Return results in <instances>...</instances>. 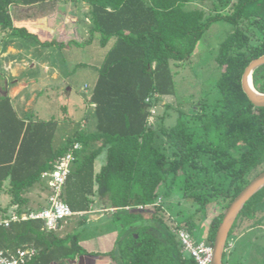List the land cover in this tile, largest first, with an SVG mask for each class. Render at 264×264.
<instances>
[{
	"label": "trees",
	"instance_id": "obj_1",
	"mask_svg": "<svg viewBox=\"0 0 264 264\" xmlns=\"http://www.w3.org/2000/svg\"><path fill=\"white\" fill-rule=\"evenodd\" d=\"M56 1L21 0L28 5ZM82 1L88 5L90 34L84 41L63 43L41 41L27 28L14 26L12 0H0L3 37L60 48L85 45L95 34L101 46L112 41L97 67L86 123L58 147L53 145L55 120L27 121L18 116L10 96L0 94V189L10 194V204L22 214L26 189L78 143L61 196L74 212L89 211L97 202L112 210L120 232L106 253L111 262L198 264L184 250L178 230L213 244L230 202L264 169V106H255L241 86L245 67L264 53V0H234L230 13L207 17L200 8L186 9L190 0ZM217 20L231 27L214 56L220 69L217 94L199 102L189 118L179 116L175 124L162 128L158 138L149 122L150 109L158 96L174 92L173 66L188 61L205 30ZM252 82L264 92V64L253 71ZM103 150L105 163L95 172V159ZM179 191L187 203L184 208L179 201L177 206L172 203ZM209 207L206 232L198 238L202 231H197L198 221ZM8 216V207L0 205V219ZM244 219L252 220L251 227L264 224V186L247 200L229 237ZM245 243L226 249L223 264L230 255L238 259ZM26 246L36 253L23 264H64L87 253L78 233L61 236L45 229L42 219L0 223L1 249L8 254Z\"/></svg>",
	"mask_w": 264,
	"mask_h": 264
},
{
	"label": "rangeland",
	"instance_id": "obj_2",
	"mask_svg": "<svg viewBox=\"0 0 264 264\" xmlns=\"http://www.w3.org/2000/svg\"><path fill=\"white\" fill-rule=\"evenodd\" d=\"M233 1L190 0L185 4V8H200L207 17L230 13ZM62 3H67L68 7L72 3H77L79 9L86 10L82 6V0H65ZM76 16L77 21L80 15L76 13ZM57 17L60 18L58 15ZM68 18L64 17L69 21ZM77 24H80L79 21ZM81 25L79 27L82 28ZM230 29V24L226 21L212 22L198 40L188 61L173 66L174 92L158 96L156 104L150 109L149 122L158 131V138L162 136V128L175 124L179 116L184 119L189 118L198 110L199 102L210 101L217 94L215 81L220 69L215 63L214 56L220 41ZM71 33L74 36L78 35L72 28ZM18 38L25 40L24 48L14 46L17 52L9 47L6 49L7 52H16V57L4 55L2 59L0 56V94L7 93L17 114L27 121L32 117L36 120H55L57 124L53 145L58 147L69 135L86 123V116L92 110L88 96L97 78V67L104 59L103 48L97 40V35L92 42L82 46L72 45L69 49H62L56 45H36L31 39ZM78 39L82 41L79 35ZM45 65L50 67L49 71L45 72ZM53 65H60V70L54 71ZM23 81L26 83L24 84ZM105 160L106 154L103 150L95 159L94 165L100 169ZM181 196L179 191L172 197V203L177 206L179 204L175 202L179 201L181 208H184L187 203ZM9 202L10 194L0 189V205L8 206ZM97 203L92 207L101 209ZM211 208L207 215L198 221L197 231L199 232L200 228L202 230L198 238L204 237L206 223L212 214ZM99 212H102V209ZM71 218L75 221L76 216L72 215ZM72 220L68 223L69 227H74L71 232L86 236L92 231L107 226L108 219L104 216L98 221L74 222V224ZM251 222V219L241 220L236 229H233L228 247L231 249L236 242L246 243L240 247V252L237 250L241 253L240 257L235 259L234 255H230L227 264H235L236 261L239 264H264V224L251 227ZM228 247L227 250H230Z\"/></svg>",
	"mask_w": 264,
	"mask_h": 264
},
{
	"label": "crops",
	"instance_id": "obj_3",
	"mask_svg": "<svg viewBox=\"0 0 264 264\" xmlns=\"http://www.w3.org/2000/svg\"><path fill=\"white\" fill-rule=\"evenodd\" d=\"M82 6L85 7L86 10H81V8L79 9L77 3H72V5L68 7L67 3L63 4L62 1L60 2L59 0H57L56 2H43L30 5L23 4L21 0H12V2L9 4V12L12 16L14 26H23L27 28L29 31L36 33L41 41L57 40L63 43H67L69 40L79 41L78 35L80 36L82 41H84L88 38L90 34V19L88 13V5L82 1ZM76 13L80 15L77 21ZM57 15L60 16V18H58ZM64 17H69V21L65 20ZM78 21L80 24H77ZM80 25L82 26V28L79 27ZM71 28L75 30L76 35L78 34L77 36H74L71 33ZM96 35L98 40V34H95L94 37ZM94 37L92 38V40L94 39ZM25 43V40H20L18 37L0 36V56H2V59L4 55H7L11 58V55L16 57L17 50L15 49V47L20 48V46H23L24 48ZM111 43L112 41H110L106 46L100 45L103 48L104 54L111 45ZM32 44L40 45L37 42H35V44ZM7 47H9L10 49H14L12 51L16 52H7ZM62 49H69V47ZM53 66L54 71L58 69L60 70V65ZM49 69L50 67L48 65H45V72L49 71ZM23 83L25 84L26 82L23 81ZM18 116L20 117V115ZM32 119L36 120V118L34 117H32ZM94 169L95 172L99 171V167H96V165H94ZM5 182L7 183V181ZM4 188H6V185L4 186ZM3 190L5 191V189ZM48 193V181L46 178H43L41 176L40 181H37L32 186L28 187L23 194L25 199V202L21 205L23 213L35 211L47 205ZM10 202L8 206L1 205L2 207H8L9 215L12 211H16V209L18 208L17 205H11ZM93 207L89 211H81L79 213L74 214L73 216H76L75 221L72 220L71 216L70 218L59 222V224L54 228V230L57 231L59 235L63 236L66 235L68 232H71L72 228H74L73 226H68V223L71 220L74 224V222L77 223L80 221H83L82 223H86V221H98L104 216H106L108 219L106 224L107 226H104L101 229H98L97 231H92L86 236L79 235V243L86 250L87 253L78 255L74 259H69L64 264H113L111 262L110 257L106 255V253L113 249L115 242L119 236V223L115 221L111 216L112 210L101 208L102 212H99V210L101 209H94ZM49 264L58 263L52 261Z\"/></svg>",
	"mask_w": 264,
	"mask_h": 264
},
{
	"label": "built area",
	"instance_id": "obj_4",
	"mask_svg": "<svg viewBox=\"0 0 264 264\" xmlns=\"http://www.w3.org/2000/svg\"><path fill=\"white\" fill-rule=\"evenodd\" d=\"M79 147L80 145L75 143L72 148L54 161L52 169L42 173L41 176L47 179L49 186L47 205L35 211L22 213L20 215L17 214L16 211H12L7 218L1 219L0 223L8 226L13 221L25 220L28 218L42 219L44 228L49 230L54 229L60 221L79 213L72 211L61 196L63 185L71 170L72 162L74 161L73 151ZM178 234L184 250L190 253L198 264H210L212 244L204 240H195L191 234L184 229H179ZM35 253V248L27 246L18 248L16 252H9L8 254L0 248V264H23L27 258L33 256Z\"/></svg>",
	"mask_w": 264,
	"mask_h": 264
},
{
	"label": "water",
	"instance_id": "obj_5",
	"mask_svg": "<svg viewBox=\"0 0 264 264\" xmlns=\"http://www.w3.org/2000/svg\"><path fill=\"white\" fill-rule=\"evenodd\" d=\"M264 64V53L254 59L245 67L241 76V86L248 99L255 106H264V92L258 91L252 82L253 71ZM264 186V169L233 198L226 208L220 223L217 226L213 244L210 264H223V254L226 250L230 230L247 200Z\"/></svg>",
	"mask_w": 264,
	"mask_h": 264
}]
</instances>
